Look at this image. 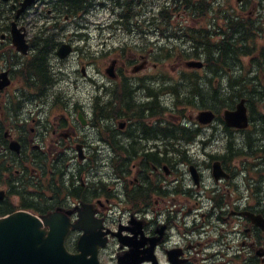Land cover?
I'll use <instances>...</instances> for the list:
<instances>
[{"label":"flooded vegetation","instance_id":"1","mask_svg":"<svg viewBox=\"0 0 264 264\" xmlns=\"http://www.w3.org/2000/svg\"><path fill=\"white\" fill-rule=\"evenodd\" d=\"M101 1L110 13L105 32L114 77L104 76L100 100H68L60 116L50 119L32 105L53 91L50 59L56 48L71 45L72 52L58 59L62 62L76 51L73 39L80 33L65 31V21L85 22L96 0H0V82L9 81L0 89V213L23 208L24 200L40 213L58 210L72 221L97 219L107 231L106 249L119 254L135 245L143 257L153 250L158 264H264V80L249 88L258 90L248 96L244 128L223 119V109L234 108L231 103L209 124L176 119L173 73L152 62L151 48L141 53L125 48L163 39L209 45L198 54L205 77L241 72L264 79V5L255 0ZM224 9L233 10L231 28L245 25L253 31L236 59L237 74L221 66L217 75L218 65L208 61L218 54L207 52L240 40L237 31H223ZM261 25L255 43L254 28ZM15 32L24 34L26 53L16 48ZM149 32L157 35L155 41L148 40ZM38 59L49 62L46 75L31 69ZM40 71L45 72L43 66ZM175 123L184 133L175 135ZM94 158L104 160L96 164ZM176 159L183 164L174 165ZM212 163H218V174ZM118 230L130 246L117 242ZM81 233L76 228L70 235L75 240Z\"/></svg>","mask_w":264,"mask_h":264},{"label":"water","instance_id":"2","mask_svg":"<svg viewBox=\"0 0 264 264\" xmlns=\"http://www.w3.org/2000/svg\"><path fill=\"white\" fill-rule=\"evenodd\" d=\"M16 47L26 51L23 34L14 35ZM70 52L68 45H61L57 50L60 57ZM188 67H200L197 60L186 61ZM112 67L106 69L111 73ZM7 81L0 83V88ZM214 117L210 110H202L197 114L200 122H208ZM224 118L231 126L244 127L247 124L244 100H240L235 110H225ZM81 219L78 224L85 232L77 242L78 252H70L65 246V237L71 224L69 218L59 212L38 217L29 212L18 210L0 217V264H101L98 258V247L105 244L100 233L93 232L98 226L90 227ZM136 253L129 252L125 257H118L121 264H139Z\"/></svg>","mask_w":264,"mask_h":264},{"label":"rangeland","instance_id":"3","mask_svg":"<svg viewBox=\"0 0 264 264\" xmlns=\"http://www.w3.org/2000/svg\"><path fill=\"white\" fill-rule=\"evenodd\" d=\"M228 1H230L232 4L235 2V0ZM255 1L260 2L262 5H264V0ZM223 11H226V9H224ZM230 11H232V9H230ZM80 16L81 14L77 15V17ZM109 16L110 13L108 12V10H106L103 2L101 0H96V3L91 6L90 12L84 15L85 22L82 21L79 24L78 22H76V20H73L72 24H70L68 23L69 21H65L67 22L65 23V31L71 33L75 31L81 34L79 37L73 39L76 51L72 54L71 59L63 62L59 61L58 58L53 54L54 57L52 56L50 61L53 64V66H51L54 70L53 75L55 81L50 86L51 88L49 87L50 89H53V91L48 92V95H46V97L40 100L37 104L35 102L33 103L32 107L34 108V111L40 110L42 116L48 115L49 118L52 119L54 115H56L57 117L60 116V114L58 113L64 111V105L67 107L68 100H70V104L71 102L75 103L76 100L88 104L94 101L96 93H99L102 89H99L97 84L101 85L105 81L104 68L110 62L109 50L111 49V44L110 41L106 39L107 31L105 32L104 30H102V28L105 29L107 23H109ZM132 21H135V17L132 18ZM76 24L78 26H80L81 24H87L85 26L86 29H81L85 27L76 28ZM149 33L151 35H148V40L155 41L157 35L153 32ZM152 46H154V44L151 43H142L141 45L130 43L125 48L127 49V51L135 50L139 53L140 51L145 52ZM178 46L181 48H177L176 52H180V50L182 49L188 50L189 47L188 45L182 46L179 44ZM184 60L185 59L181 60L177 57H172L165 62L159 61V69L165 71L166 74L168 72L169 76L171 75V73H173L174 79L176 80L178 78V73H180L183 69H185V72L188 74L191 72V69H187L183 65L182 62ZM81 66H84L87 75H91L93 78H84L80 69ZM152 66V63H150V69L154 70L155 68ZM226 80L227 76L221 84L218 83L214 85L222 88L224 85H226ZM214 81L217 83L220 80L214 77ZM181 91L184 92L182 88ZM227 97L228 95L225 94L224 98ZM182 105L185 107L184 114L186 117H189L190 115H192V117L195 116L198 109L186 106L184 104ZM182 108V106L178 107V109ZM87 110L90 112V109L87 108ZM175 113L179 114L178 110H175L174 108L173 115ZM188 124L191 127H194L193 123ZM103 160V158H94V162L96 164H100ZM72 164L76 165L77 163L71 162V165ZM13 201H15V198H13ZM160 207L161 206H159L158 208ZM113 248L114 247H111L102 251L100 255L102 264H118L115 259Z\"/></svg>","mask_w":264,"mask_h":264},{"label":"bare ground","instance_id":"4","mask_svg":"<svg viewBox=\"0 0 264 264\" xmlns=\"http://www.w3.org/2000/svg\"><path fill=\"white\" fill-rule=\"evenodd\" d=\"M82 27H83V25H82ZM232 29L238 32V39H240V40H236V41L231 40L230 42H228L227 45L224 46L222 53H220V48L218 49V47H221V49H222L221 45L223 43L218 45V47H214L213 49H211L207 52V53H209L213 50L214 53L216 52L218 54V57L215 55H213V56L211 55V58L209 59V60H211L210 64L218 65L217 75L221 74V66L233 68L237 74L238 71H237V67H236V63H237L236 59H237L238 55H240L241 53H245V49L247 47V41H248L249 37L252 36V31H253L252 27L245 26V25L244 26L234 25L232 27ZM254 30H255L256 34H259L260 29L258 27H255ZM202 46H201V50H199V52H203L202 48H204V45H202ZM43 63H44L43 70L44 71L46 70L48 72L50 69L49 62L43 61ZM238 74H239V78L242 79V81L244 83H248L249 85L263 84V80H264L263 78H257V77H252V76H243V75H241V72H238ZM237 78H238V76H237ZM237 78L234 76L232 78H229L228 82H229V85L231 87H227L228 89L221 92L220 94L216 93L215 96L211 95V92L208 90L205 81L201 78H197L196 79L197 84L195 85V87L193 86L189 90V92L187 93V97L189 100H191L192 102H195L196 104L205 103V102H207L208 99L211 101L210 98L216 97V103L223 104V103H226V102H224V99H225L224 95L227 94L228 95V97H227L228 103H231L233 105L238 102L239 97H246V96H249L250 98L255 97V94L258 90V87H253L252 92L250 90L240 89L241 87H239V82H238L239 78H238V80H237ZM186 163H192V164H196V165L200 164L198 161H193V162L186 161L185 164ZM180 164H182L181 161L176 163L175 165H180Z\"/></svg>","mask_w":264,"mask_h":264},{"label":"trees","instance_id":"5","mask_svg":"<svg viewBox=\"0 0 264 264\" xmlns=\"http://www.w3.org/2000/svg\"><path fill=\"white\" fill-rule=\"evenodd\" d=\"M232 28H231V26H230V30H231ZM221 46H224V44H222ZM203 47V46H202ZM204 47H206V48H209V45H204ZM193 48L194 49H199V48H201V45H196V46H193ZM210 58H211V56H210ZM209 58V59H210ZM210 61L211 60H209L208 62L210 63ZM37 63L39 64V65H37V66H35L36 68L34 69V67H32L31 69H33V71L34 72H36L37 74H40V75H46L45 73H47V71L45 70V72L42 74L41 73V71H40V67L41 66H43L44 67V63H43V60L42 59H38L37 60ZM198 77H195V81L194 80H192V83H193V86L195 87V85L197 84V82H196V79H197ZM240 80V81H239ZM238 80V82H239V87H241L240 89H243V90H247L246 89V87L244 86L245 84L244 83H241V81H242V79H239ZM208 81L209 82H211V79H208ZM244 84V85H243ZM209 91L211 92V95H216V93H217V90L215 89V88H211V89H209ZM218 95V94H217ZM218 97V96H217ZM211 99V101L208 99L207 100V102H205V103H202V104H200V105H202V106H206V105H214L215 106V104H216V97H212V98H210ZM209 102H211V103H209ZM224 102H228V99L227 98H225L224 99ZM224 104V103H223Z\"/></svg>","mask_w":264,"mask_h":264}]
</instances>
